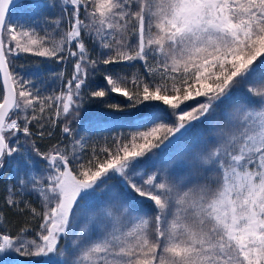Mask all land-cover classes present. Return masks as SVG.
Listing matches in <instances>:
<instances>
[{"label":"snow or ice","instance_id":"1","mask_svg":"<svg viewBox=\"0 0 264 264\" xmlns=\"http://www.w3.org/2000/svg\"><path fill=\"white\" fill-rule=\"evenodd\" d=\"M23 6L0 0L2 199L21 222L6 230L0 209V264H264V0H31L36 15L17 17ZM22 53L71 65L59 93L15 72ZM93 100L133 131L85 158L73 122ZM204 121L210 138L144 167ZM57 132L71 150L36 143Z\"/></svg>","mask_w":264,"mask_h":264},{"label":"trees","instance_id":"2","mask_svg":"<svg viewBox=\"0 0 264 264\" xmlns=\"http://www.w3.org/2000/svg\"><path fill=\"white\" fill-rule=\"evenodd\" d=\"M22 2L24 6L17 8L15 15L20 18L35 16L36 13L31 7H29L31 1L23 0ZM57 14V10L54 8H46L43 12V15L47 16L49 19L55 18ZM13 68L17 74L24 76L25 78H32L36 86L39 87L44 94H51L53 92L59 93L61 82L57 79L56 74L63 71L66 73L65 78H67V74L71 72V65L66 62L58 63L54 60H49L43 57H34L24 53L15 58ZM105 84L106 82L103 80L100 73H96L92 77L93 88H102ZM105 99H107L109 103L121 106H126L128 103L126 97L120 96L116 93H110L109 97H106ZM203 99V97L197 98V100ZM237 99H246L243 91L238 94ZM197 100L186 102V105H182V107L188 105L194 106L196 105ZM157 103H160L162 107H166L162 105V102ZM109 111L111 110L95 100L92 102H86L81 118L73 122V127L79 134L78 138L82 137L86 141L83 152L85 158L91 155L92 146L99 148L104 146L106 142L110 146L113 137H128L130 132L133 131L126 120L110 122L109 117L106 115ZM118 115L122 116L124 114L118 113ZM208 130L209 124L207 121H204L203 123L196 122L191 133L179 143H173L168 149L163 151L154 150L157 152L155 157H152L151 153L144 157V167L149 171L153 168H161L164 166L170 155L176 152H184V150L192 146L201 135H203L205 139L210 138ZM53 142L69 143L59 132L53 137H36V143L41 148H47L49 144ZM71 147L72 146L69 143V150H71ZM184 158L187 159L186 153L184 154ZM9 168H11V166H9ZM10 182L11 178L9 176V171L0 173V209L8 215L9 222L5 225L6 230L15 234L21 226L20 218L16 217L14 213L8 212L4 207L2 199L5 194V188ZM145 211H148V209H145ZM29 227L32 229V232L35 233L38 230V221H31ZM27 238L31 239L32 236L29 235ZM21 259L29 258L24 257Z\"/></svg>","mask_w":264,"mask_h":264},{"label":"water","instance_id":"3","mask_svg":"<svg viewBox=\"0 0 264 264\" xmlns=\"http://www.w3.org/2000/svg\"><path fill=\"white\" fill-rule=\"evenodd\" d=\"M23 1V0H22ZM29 1H31V0H29Z\"/></svg>","mask_w":264,"mask_h":264}]
</instances>
